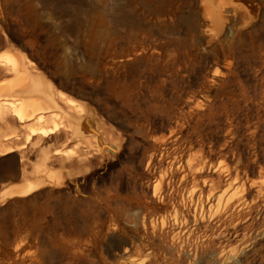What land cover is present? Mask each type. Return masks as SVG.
<instances>
[{
    "label": "rangeland",
    "instance_id": "1",
    "mask_svg": "<svg viewBox=\"0 0 264 264\" xmlns=\"http://www.w3.org/2000/svg\"><path fill=\"white\" fill-rule=\"evenodd\" d=\"M214 1L0 0L57 102L0 94V264H264V0Z\"/></svg>",
    "mask_w": 264,
    "mask_h": 264
},
{
    "label": "bare ground",
    "instance_id": "2",
    "mask_svg": "<svg viewBox=\"0 0 264 264\" xmlns=\"http://www.w3.org/2000/svg\"><path fill=\"white\" fill-rule=\"evenodd\" d=\"M211 1V0H210ZM213 1V0H212ZM217 1V0H216ZM214 1V3L216 2ZM209 2V0H208ZM213 2H211L212 4ZM216 5V4H214ZM214 5L212 7H214ZM216 7V6H215ZM215 10V8H213ZM14 61V60H13ZM11 66V65H10ZM12 70L15 72L16 78L18 79L17 83L19 84V87H9L5 88V92L9 93L10 90L15 89L17 92H19L22 96H27L31 93H35L34 96V105L38 107L39 109H52L57 107V102L54 99V96L49 92V89L45 85H41L39 81L36 79H32L31 77L27 75L28 73L25 71V68L23 65L18 64V61L12 62L11 66ZM37 87V88H36ZM14 90V92H15ZM0 89V94L4 92ZM20 94H18L20 96ZM7 95V94H6ZM13 95V94H12ZM40 117H42L41 114H38ZM39 129L45 133L49 131V129H52L49 127V125L46 124L44 121H40ZM73 128V132L76 135H83V133L88 132L89 130L82 128L81 126L70 124ZM111 151V149L109 148ZM235 234V231L232 233ZM225 236V235H224Z\"/></svg>",
    "mask_w": 264,
    "mask_h": 264
}]
</instances>
